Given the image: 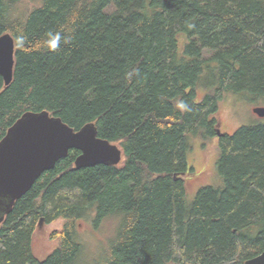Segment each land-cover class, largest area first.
<instances>
[{
    "label": "trees",
    "instance_id": "obj_1",
    "mask_svg": "<svg viewBox=\"0 0 264 264\" xmlns=\"http://www.w3.org/2000/svg\"><path fill=\"white\" fill-rule=\"evenodd\" d=\"M4 33L14 65L8 86L0 76V139L46 110L74 130L93 122L122 163L76 169L71 149L0 224V264H80L73 229L91 211L94 224L121 219L103 264H242L264 251V123L217 133L226 94L264 101V0H0ZM192 137L217 139L221 185L188 205ZM58 219V247L39 260L33 233Z\"/></svg>",
    "mask_w": 264,
    "mask_h": 264
},
{
    "label": "water",
    "instance_id": "obj_2",
    "mask_svg": "<svg viewBox=\"0 0 264 264\" xmlns=\"http://www.w3.org/2000/svg\"><path fill=\"white\" fill-rule=\"evenodd\" d=\"M13 65L14 40L9 33H4L0 36V76L5 86L12 81ZM252 112L263 118L264 106H255ZM219 127L220 123L217 133L221 134ZM97 133L93 122L74 130L46 110L23 112L0 139V224L15 201L71 149L79 151L74 158L76 169L97 164L118 165L122 159L121 148ZM242 264H264V251Z\"/></svg>",
    "mask_w": 264,
    "mask_h": 264
},
{
    "label": "rangeland",
    "instance_id": "obj_3",
    "mask_svg": "<svg viewBox=\"0 0 264 264\" xmlns=\"http://www.w3.org/2000/svg\"><path fill=\"white\" fill-rule=\"evenodd\" d=\"M105 10L111 11L112 6ZM203 54L208 55V52L204 51ZM205 92V89L199 88L197 97H202ZM255 106H264V101L261 99L251 101L247 93L226 94L218 104L217 117L221 132L231 134L240 126L264 123V117H258L252 112V108ZM189 145L190 148L186 155L191 172L184 176L186 182L185 199L188 205L199 188L221 185L216 166L219 154L217 139L213 138L206 141L192 137ZM93 217L94 214L91 211L76 220L74 225V238L80 245V264H103L106 250L117 234L121 223L120 216L117 214L107 216L96 224H94ZM61 226L62 221L58 219L51 223L41 224L35 229L31 243L34 257L44 260L58 247V241L56 237L52 236V233L60 229Z\"/></svg>",
    "mask_w": 264,
    "mask_h": 264
}]
</instances>
